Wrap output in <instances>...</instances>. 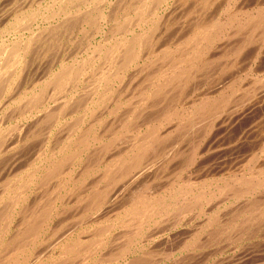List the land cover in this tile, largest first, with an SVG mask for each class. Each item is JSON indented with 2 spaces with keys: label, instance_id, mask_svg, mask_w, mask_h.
<instances>
[{
  "label": "bare ground",
  "instance_id": "6f19581e",
  "mask_svg": "<svg viewBox=\"0 0 264 264\" xmlns=\"http://www.w3.org/2000/svg\"><path fill=\"white\" fill-rule=\"evenodd\" d=\"M64 1L46 7L47 0L46 6L30 0L12 17L0 14V98L7 95L0 117V264H164L170 257L179 264L176 236L162 235L176 226L189 225L177 250L191 253L183 259L255 232L264 223L261 154L251 155L240 173H217L235 162L230 152L247 136L240 122L264 104V77L251 79L250 64L242 75H251L253 88L241 89L249 77L226 57L253 44L264 50V0H82L73 14L65 9L75 0ZM189 1L198 11L184 6ZM176 3L193 17L179 37L169 24ZM210 7L214 14L201 18ZM70 23L91 25L100 40L79 43L81 56L19 86L17 74L37 49L31 47L61 40L56 32ZM132 66L137 85L130 81L116 92ZM12 120L19 124H7ZM58 122L61 132L51 138ZM32 139L31 154L19 157ZM9 148L15 155L3 159ZM67 208L76 217L64 228L54 219ZM257 259L264 264L263 254Z\"/></svg>",
  "mask_w": 264,
  "mask_h": 264
},
{
  "label": "rangeland",
  "instance_id": "374dc122",
  "mask_svg": "<svg viewBox=\"0 0 264 264\" xmlns=\"http://www.w3.org/2000/svg\"><path fill=\"white\" fill-rule=\"evenodd\" d=\"M15 1V2H14ZM27 1V2H26ZM0 0V7H1V4H2V6H4L2 9L0 8V14L1 13H3V14H6V13H9L10 14V16L12 17V15L14 14V13H17L20 9H22V8H24L25 6H28V2L30 1H28V0ZM55 1V0H54ZM53 0H47V6L45 5L46 4V0H41V1H39V0H36V4H35V0L33 1V0H31V3H33V6H36L37 4H39V3H42L44 6H46V7H48V6H50L49 5V3H53L54 2ZM63 1V0H62ZM66 1V0H65ZM64 1V2H65ZM76 1H79V0H75V1H69V2H66L67 3V5H68V7H67V9H65V10H67L68 12H70L71 14H73V13H76L77 12V6L76 5H78V3H80L82 0H80L79 2H76ZM89 1H93V0H89ZM238 1H240V0H238ZM236 2L238 5H241L242 4V0L240 1V2ZM250 1V0H249ZM263 1V0H262ZM6 2V3H5ZM8 2H9V4H8ZM11 2V3H10ZM39 2V3H38ZM75 2V3H74ZM190 2V1H189ZM258 2H261V0H258ZM15 3V7H14V4ZM20 3V4H19ZM24 3V4H23ZM60 3V2H59ZM66 3L64 4V5H66ZM83 3V2H82ZM96 3V2H95ZM188 3V2H187ZM186 3V4H187ZM193 3V2H192ZM191 2L189 3V4H185L184 6H186V7H188V5H191L192 4ZM16 4H19V5H22L21 7L19 6V5H17L16 6ZM75 4V5H74ZM177 4V3H176ZM176 4H174L173 6H171L170 5V9H168V11L169 12H171V11H173L174 13L172 14L171 13V17L173 18V20L175 19V20H177V23H176V21L174 22L173 20H172V18L170 17V20H172V21H170L169 20V24H173V26L172 25H170V29H171V31H176V37H179V35L181 34L182 35V33L184 34L185 32H187L188 31V28H190L189 26L191 25V22H193V17H191L192 16V14L191 15H189V16H187L186 18H185V16L184 15H186V13H187V11H188V9L186 8V7H183V6H178V4L176 5ZM236 4V5H237ZM262 4V3H261ZM263 4H264V2H263ZM262 4V5H263ZM63 5V6H64ZM178 6V7H176V6ZM13 6V7H12ZM75 6V7H74ZM82 6V5H81ZM84 6V5H83ZM213 6V5H212ZM11 7V8H10ZM71 7H73V8H71ZM181 7H183V8H181ZM8 8V9H7ZM15 8H16V10H15ZM26 8V7H25ZM176 8V9H175ZM181 8V9H180ZM184 8H186V9H184ZM191 8H193L194 9V11L196 10V11H198V7H194L193 6V4H192V6H191ZM190 8V9H191ZM196 8V9H195ZM214 8V7H213ZM9 9L11 10V13H10V11H9ZM12 9H14V10H12ZM41 9V8H40ZM71 9H74V10H71ZM184 9V10H183ZM4 10V11H3ZM18 10V11H17ZM175 10V11H174ZM212 10V8L210 7L209 9H206V12H205V10L204 11H200V13H202V14H199L200 15V17L201 18H205V19H209L210 18V15L209 14H214V12H215V9H213V12L211 11ZM3 11V12H2ZM45 11H47V12H50V10L48 11V10H45ZM184 11V13H182ZM46 12V13H47ZM181 12V13H180ZM48 15H50V13H47ZM95 14V13H94ZM176 14V15H175ZM178 14H180L179 16H181V18L178 16ZM183 14V15H182ZM207 15H209V16H207ZM206 16H207V18H206ZM212 16V15H211ZM175 17V18H174ZM178 18H179V20H178ZM184 18V19H183ZM191 19V21H188V20H190ZM186 19V20H185ZM39 21H41V19H38V21H37V23H41V22H39ZM188 21V22H187ZM183 22V23H182ZM186 22V23H185ZM175 23V24H174ZM181 23H182V25H181ZM190 23V25H188ZM77 23H70L69 25H68V29L67 28H64V29H61V31H57L56 32V35H58V38L59 39H61V40H58V39H53V43H50V42H46V46L44 45L45 44V42H42L43 44L41 45L40 43V45L38 44V43H36L34 46H32L31 48V51L30 52H34L35 51V49H36V53L34 52V54H31L30 52H29V54H28V58L30 59V54H31V58L33 59H30V61H32V62H26L25 63V65L24 66H22L21 67V69L19 70V72H18V74H17V77H19L20 79H19V86H26V84L27 83H31L32 81H34L35 79L36 80H38L39 78H44L45 76H47V72H49V70L52 68V69H55L56 68V66H58V64H59V62H60V60H62L63 59V61H65L66 59V61H72L73 59H74V57L75 58H77L78 56L77 55H79V56H81L82 54H83V50L81 49V47H83L82 46V44H87V42H89L90 41V43L91 42H93V43H95V42H97V41H99L100 40V38H101V36H98V34H94L93 33V31H92V26L90 27L89 25H87V24H84L83 26L86 28V26H87V29H80V24H77ZM178 24V25H177ZM185 25V27L183 28L182 26H184ZM1 26V25H0ZM33 26H35V25H33ZM75 26V27H74ZM79 26V27H78ZM82 26V27H83ZM89 26V27H88ZM173 28H172V27ZM74 27V28H73ZM76 27H78L77 29H76ZM176 29H175V28ZM179 27H181V29L179 28ZM71 28H72V30H71ZM89 28V29H88ZM182 28H183V32H181V30H182ZM30 30L32 29V30H35L36 32H37V29H36V27H32L31 26V28H29ZM80 31H79V30ZM187 29V30H186ZM92 32H91V31ZM185 30V31H184ZM24 34H28L29 33V31H28V29L26 30V27H24L22 30H21ZM21 31H19V32H21ZM27 31V32H26ZM70 31V32H69ZM76 31V32H75ZM86 31V32H85ZM87 31H88V33H87ZM171 31L169 32V33H171ZM80 32V33H79ZM81 32H83V33H81ZM91 32V33H90ZM65 35H64V34ZM74 33V34H73ZM93 33V34H92ZM2 34V33H1ZM89 37H88V36ZM93 35V36H92ZM100 35V34H99ZM180 35V36H181ZM63 36H64V39H63ZM78 36V37H77ZM84 39H83V38ZM96 37V38H95ZM90 38H92V39H90ZM83 39V40H82ZM98 39V40H97ZM64 40V41H63ZM69 42H68V41ZM72 40H73V42H72ZM89 40V41H88ZM92 40V41H91ZM72 43H71V42ZM81 41V42H80ZM57 42V43H56ZM60 42V43H59ZM62 43V44H61ZM79 43H81L80 45H81V47H80V45H79ZM59 44V45H58ZM44 45V46H43ZM49 45H51V46H49ZM76 45V46H75ZM260 45V43L257 45H254L253 44V46L251 45V46H249L248 48L247 47H245V48H243L242 50L244 51V50H246V51H248V54H247V52L246 53H243V51H241V53L242 54H239L238 55V57L237 58H233V57H231V56H226L227 57V60L228 61H233V60H235V63H236V65L235 66H237L238 68H237V70H238V72L240 73V75H242V74H244L245 72H247L248 70L247 69H249V65L250 64H252V68H253V71L251 70V75L250 74H248L247 75V78L245 77L246 75H242L243 77H244V79L246 80V79H248V77H249V79L247 80V81H244L243 79H242V81H244L245 83H246V85H245V83L244 82H242L241 80V83L240 82H238V84L240 83V86L242 87L241 89H247V90H245V91H248L249 89H251V87L253 88V86H252V81H251V79H252V77H256V76H258V77H264V50L263 49H261V50H263V51H259L258 50V46ZM40 46H42V47H40ZM49 46V47H48ZM58 46V47H57ZM67 46V47H66ZM257 48H255V47ZM40 47V48H39ZM45 49H44V48ZM48 47V48H47ZM63 47H64V49H63ZM70 47V48H69ZM251 47V48H250ZM254 47V48H253ZM47 48V49H46ZM56 48V49H55ZM41 50V52H40V50ZM45 51H43V50ZM67 49H69V50H67ZM81 49V50H80ZM47 50V51H46ZM49 50V51H48ZM58 50V51H57ZM254 52H253V51ZM257 50V51H256ZM40 52V54H39V52ZM67 51V52H66ZM250 51L252 52V53H250ZM54 52V53H53ZM66 52V53H65ZM245 52V51H244ZM255 52H256V54H255ZM257 52H258V54H257ZM44 53V54H43ZM48 53V54H47ZM79 53V54H78ZM250 53V54H249ZM39 54V55H38ZM252 54H254V55H252ZM34 55V56H33ZM68 55V56H67ZM72 55V56H71ZM85 55V54H84ZM245 55H247L248 57H247V59H246V56ZM258 55L260 56V57H258ZM33 56V57H32ZM48 56V57H47ZM50 56V57H49ZM54 56V57H53ZM41 57V58H40ZM70 57V58H69ZM245 57V59H243ZM252 57V58H251ZM49 58H51V59H49ZM230 58V59H229ZM232 58V59H231ZM260 58V59H259ZM29 59H26V61H28ZM47 59V60H46ZM70 59V60H69ZM238 59H239V61H238ZM250 59V60H249ZM45 60V61H44ZM221 60V59H220ZM247 60V61H246ZM258 60V61H257ZM261 60V61H260ZM263 60V61H262ZM222 61V60H221ZM221 61H219V60H217L216 61V63L218 62V65H221ZM256 61V62H255ZM219 62H220V64H219ZM253 62V63H252ZM257 63L258 62V64L259 63H261L260 64V66H261V69L260 68H257V70H256V68H255V63ZM32 63V64H31ZM43 63V64H42ZM41 64V65H40ZM254 64V65H253ZM248 65V66H247ZM32 66H34V67H32ZM42 68H41V67ZM52 66V67H51ZM215 66H217V65H214V71L213 72H215V71H217V70H219V67L217 66V67H215ZM245 66V67H244ZM254 66V67H253ZM263 66V67H262ZM28 67V68H27ZM244 67V68H243ZM248 67V68H247ZM30 68V69H29ZM33 68V69H32ZM44 68V69H43ZM49 68V69H48ZM135 68V69H134ZM254 68H255V70H254ZM40 69H42V70H40ZM48 71H47V70ZM240 69V70H239ZM243 69H245V72H244V70ZM24 70V71H23ZM26 70V71H25ZM132 70H136V67L135 66H132V68H130V69H128L126 72H125V74H124V78H122V80H120V81H117V83H115V87H116V92H123L124 91V89H125V87H126V85H128L129 83H130V81H131V83H132V85L131 86H136L137 85V83H138V79H139V77H137V79H135V80H133L132 81V78H133V76L132 75H134L133 74V72H135V71H132ZM241 70H243V71H241ZM247 70V71H246ZM23 71V72H22ZM37 71V72H36ZM39 71V72H38ZM41 71V72H40ZM21 72V73H20ZM31 72V73H30ZM34 72V73H33ZM25 73V77L27 78V76H31L29 79H27L26 80V78L24 77V76H22V74H24ZM33 73V74H32ZM40 73H42V75L40 74ZM129 73H130V77H129V79H128V81H127V76L129 75ZM30 74V75H29ZM32 74V75H31ZM46 74V75H45ZM128 74V75H127ZM20 75V76H19ZM22 76V77H21ZM35 76V78H33ZM37 76H38V78H37ZM136 76V75H135ZM134 76V77H135ZM250 76H251V79H250ZM24 77V78H23ZM21 78L24 80V82L21 80ZM33 78V80L32 81H30L31 79ZM126 78V79H125ZM203 78V77H202ZM250 80V81H249ZM26 81V82H25ZM123 81V82H122ZM129 82V83H128ZM250 82V84H248ZM29 83V84H30ZM22 84V85H21ZM17 85H18V83H17ZM79 86L78 87H80V85H81V83H79L78 84ZM119 85V86H118ZM242 85H244V87L242 86ZM82 86V85H81ZM248 86V87H247ZM251 86V87H250ZM124 87V88H123ZM20 89V88H19ZM78 91H79V89H77ZM242 93V92H241ZM244 93V92H243ZM242 93V94H243ZM128 94V93H127ZM126 93H125V97H126V95H127ZM213 94V93H212ZM214 94H216V93H214ZM213 94V95H214ZM124 97V96H123ZM124 97V98H125ZM1 98H7V95L6 96H1ZM0 98V105H1V103L3 104V102H5L6 100L4 99H1ZM3 100V101H2ZM2 101V102H1ZM13 105V104H12ZM2 106V108L0 107V112H1V114H0V117L2 116V114H4V112H5V110L3 109L4 107V104L3 105H1ZM15 106V105H14ZM258 106H260V105H258ZM13 106H11L10 107V109L12 108ZM4 110V111H3ZM8 110H9V108H8ZM7 110V111H8ZM10 111V110H9ZM252 111V112H251ZM249 113H251V114H249L250 116H247V118L245 117V118H243V120L240 122V123H242L241 125V128L244 130V133H245V131H246V134H247V136H246V138H242L240 141H239V143H237V142H235V144L236 145H238L239 144V146H237V148H235L233 151H231L230 152V155H231V157H234V161L235 162H232L231 163V165H230V167L228 168H225L222 172H219V173H217L218 174V176H219V174L220 173H222L223 175H225V176H228V175H233V174H235V173H240L241 171H242V169L244 168V165H245V163L251 158V155L253 156V155H256L255 153H258V155H260L261 157H260V159L262 160V159H264V155H262V154H264L263 152H264V132H263V130H264V104L263 105H261L259 108L258 107H255V110H250L249 111ZM263 115V116H262ZM249 118V119H248ZM250 118H252V119H250ZM259 119V120H258ZM248 120V121H247ZM253 121V123H254V121H256L255 123H254V125L251 123ZM250 124H249V123ZM257 122H259V123H257ZM263 122V123H262ZM15 123H17V124H19V122H16L15 120H12V121H10V123L8 122L7 124H15ZM245 123V124H244ZM255 126V131H253L252 130V134H251V129H250V126ZM258 124V125H257ZM60 126V123L58 122L57 124H56V128H55V130H54V132H55V135H52L51 136V138L52 137H55L56 138V135L58 136V134L61 132V131H59V130H56V129H59V126ZM246 125H248L246 128H245V126ZM259 126V127H258ZM244 127V128H243ZM262 131V132H261ZM248 132V133H247ZM261 134H262V136H261ZM250 135V136H249ZM40 137V138H39ZM39 138V140L41 139V136H38L36 139H38ZM249 138V139H248ZM259 138H260V140H259ZM53 140V139H52ZM250 140V141H249ZM32 141H34V139H32L31 141H29L28 143H27V148L25 147V149H23L24 151H22L21 153H20V155H19V157H22L23 159L24 158H26L27 156H29L30 154H31V151H32V147H35L34 146V142H32ZM247 141H249V142H251V143H249V142H247ZM260 143H259V142ZM32 142V143H31ZM258 144H257V143ZM5 143H7V145H9V143L10 142H7V140H6V142ZM4 143V144H5ZM20 143H22V142H20ZM20 143H18L17 144V147H16V145H15V147H16V150H17V148H19L18 146H19V144ZM248 143V144H247ZM253 143H254V145H253ZM31 144V145H30ZM262 145V146H261ZM6 146V145H5ZM22 146V144L20 145V147ZM30 146H32L31 148H30ZM239 147H240V149H239ZM244 147V148H243ZM246 147H247V149H246ZM22 148H24V147H22ZM29 148V149H28ZM10 149V148H9ZM20 149V148H19ZM18 149V150H19ZM239 149V150H238ZM242 149H246V150H242ZM258 149V150H257ZM262 149H263V152H262ZM10 150H12V151H10ZM10 150H7L8 152H6L5 154H4V156H7V157H3V159H12V157L11 156H9L10 155V152L12 153L11 155L12 156H14L15 155V153H16V150L14 149V148H11ZM13 150H15L14 152H13ZM18 150H17V152H18ZM238 150V151H237ZM255 150V151H254ZM8 153V154H7ZM237 153V154H236ZM239 153L242 155H240L239 156ZM253 153V154H252ZM28 154V155H27ZM236 154V155H235ZM248 156V157H247ZM235 157H237V158H235ZM21 159V158H20ZM246 159V160H245ZM260 159H259V161H260ZM237 160V161H236ZM257 161V160H256ZM242 162V163H241ZM173 165V167H174V164H172ZM234 165H236V166H234ZM235 168H233V167ZM176 167V166H175ZM174 167V168H175ZM239 167V168H238ZM173 168V169H174ZM239 170H241V171H239ZM170 169H172L171 167H170ZM169 169V170H170ZM236 169H237V171H236ZM236 172H235V171ZM230 171H233L232 173L230 172ZM170 172V171H169ZM225 172V173H224ZM187 173V172H186ZM186 173H184V175H186ZM217 174H216V176H217ZM221 174V175H222ZM68 205V204H67ZM73 205V204H72ZM220 205V204H219ZM68 206H70V205H68ZM72 207V210L74 209L73 208V206H70V207H68V208H71ZM65 209L64 210V212H62L61 213V216L60 217H58V219L57 218H55L54 219V221L56 220V222L58 221V220H61V222L63 221V226H64V228H66L67 227V225H72L73 223V220L75 219L74 217H76V216H71V214H73L74 213V211H72L71 209ZM227 209H230V207H227ZM66 212H68V213H66ZM19 217V216H18ZM71 217V218H70ZM69 219V220H67V219ZM195 221H198V219H196V220H194V222ZM193 222V223H194ZM72 223V224H71ZM165 224H167V222H165ZM62 226V227H63ZM164 226H166V225H164ZM188 226L189 225H185V224H182V225H179V226H176V229L175 230H171L170 232L169 231H165V232H163V237L164 236H168V235H170V237H173V236H176L175 237V240L177 241V242H175L176 243V251L174 252V257H176L175 259H178L177 261H176V263H179V264H184V262H185V264H202L203 262H204V264H208V263H210V264H256V263H258V259H257V257L259 258L260 256H262V254L264 255V223L263 224H261V225H258V228L256 229V227L254 228V230H255V232L254 231H252L251 230V232H249V233H251V235L249 234V233H246L245 235H244V239H243V236H240L239 238H237L238 239V241H237V239L236 238H234L233 237V239H235V240H225V239H220L219 241H216V243L215 242H213L211 245H209V246H207V247H204V248H202V249H200V250H198L197 251V253H200L198 256L194 253V256L196 257H193V254L192 255H190V256H188V258L189 259H187V258H185V259H183L184 258V256L185 255H187V254H185L186 252L185 251H177L178 250V247L180 246V244H181V242H182V233H183V229L185 230V229H188ZM163 226H161L160 227V229L162 228ZM13 228H15L14 226H13ZM13 228L11 229V231L13 230ZM63 228V229H64ZM182 230V231H181ZM10 231V232H11ZM14 231V230H13ZM172 231L174 232L173 234H172ZM181 232V233H180ZM168 233V234H167ZM8 234H11V233H8ZM166 234V235H165ZM257 235H258V237H257ZM162 237V238H163ZM249 237V238H248ZM257 237V238H256ZM243 239V240H242ZM257 240V241H256ZM42 243H46L47 244V242H42ZM43 244V245H44ZM230 244V245H229ZM260 246H259V245ZM39 245V247H41L42 249H44L46 246L44 245ZM232 245V246H231ZM233 245H234V247H233ZM240 245L242 246V247H240ZM246 246H248V247H246ZM255 248H254V247ZM245 247V248H244ZM41 248H38V250H36V251H40V252H42L43 250L41 249ZM216 249V250H214V249ZM253 248V249H252ZM220 249H221V252H220ZM243 249H244V251H243ZM247 249V250H246ZM141 250H139V252H140ZM143 251V250H142ZM166 251H168V249L166 248ZM200 251V252H199ZM202 251V252H201ZM209 251V252H208ZM210 251H213V252H210ZM223 251V252H222ZM257 251V252H256ZM215 252V253H214ZM236 252H237V254H236ZM158 253V252H157ZM220 253V254H219ZM252 253V254H251ZM189 254H191V253H189ZM188 254V255H189ZM236 254V255H235ZM240 254V255H239ZM254 254H256V255H254ZM180 255H182L181 257H180ZM203 255H205V256H203ZM207 255H209V256H207ZM192 256V258L195 260H193L192 258H190ZM199 256H200V259H198L199 258ZM217 258H215V257ZM221 256V257H220ZM234 256V257H233ZM238 256V257H237ZM254 256V257H253ZM173 257V258H174ZM203 257V258H202ZM205 257V258H204ZM230 257V258H229ZM254 258V259H252V258ZM171 258V259H170ZM170 258H168V259H163V261H162V263H164V264H170L171 262H172V257H170ZM180 258H182V259H180ZM201 258L203 259V260H201ZM212 258V259H211ZM179 259H180V261H179ZM198 260V262L199 263H196L197 262V260ZM205 259H207V262H205L206 260ZM215 259V260H214ZM227 259H229V260H227ZM167 260V261H166ZM174 260V259H173ZM189 260V262H186V261H188ZM239 260V261H238ZM209 261V262H208ZM166 262V263H165ZM237 262V263H236Z\"/></svg>",
  "mask_w": 264,
  "mask_h": 264
}]
</instances>
